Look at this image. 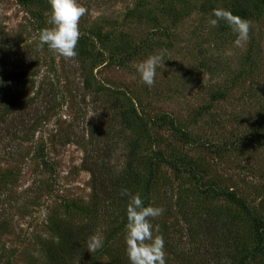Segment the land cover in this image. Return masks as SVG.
<instances>
[{
	"label": "rangeland",
	"instance_id": "obj_1",
	"mask_svg": "<svg viewBox=\"0 0 264 264\" xmlns=\"http://www.w3.org/2000/svg\"><path fill=\"white\" fill-rule=\"evenodd\" d=\"M77 3L65 58L37 47L48 0H0V264H129L126 172L163 210L149 220L166 264H264V0ZM218 8L248 22L246 42L210 23ZM161 50L146 86L136 65Z\"/></svg>",
	"mask_w": 264,
	"mask_h": 264
},
{
	"label": "clouds",
	"instance_id": "obj_2",
	"mask_svg": "<svg viewBox=\"0 0 264 264\" xmlns=\"http://www.w3.org/2000/svg\"><path fill=\"white\" fill-rule=\"evenodd\" d=\"M49 16L45 27L38 34V48L47 45L48 49L59 56L73 58L77 56V42L81 36L78 22L87 9L77 3V0H48ZM210 23L216 26L218 21H224L236 34L237 45L248 39L249 24L246 20L234 17L232 13L223 8L214 9ZM166 50L149 55L136 65V71L140 80L146 86H152L158 66H163ZM0 83H3L0 81ZM123 196H129L126 205V237L125 252L129 264H166L164 254V239L160 235H153V225L150 217L161 215L159 207L145 206L139 193L131 195L127 189L122 192ZM103 247V239L93 235L87 241L88 252H95Z\"/></svg>",
	"mask_w": 264,
	"mask_h": 264
},
{
	"label": "trees",
	"instance_id": "obj_3",
	"mask_svg": "<svg viewBox=\"0 0 264 264\" xmlns=\"http://www.w3.org/2000/svg\"><path fill=\"white\" fill-rule=\"evenodd\" d=\"M136 143L134 142L133 144V150H132V154L133 152L135 151V147H136ZM154 157L157 159L158 163L159 164H169L171 163L172 164V160H168L165 156H162L160 153L159 154H154ZM153 157V158H154ZM154 165V163H152ZM150 169V168H149ZM149 180H148V183L149 181H151V178H152V170L150 169L149 171ZM124 173L121 174L122 177H119V179H114V186H113V189H114V193L120 197L123 190L126 189L125 185H123L122 183H124L126 180H127V176L129 174V172H126L124 175ZM124 186V187H123ZM122 187V188H121ZM132 193L133 195H135L137 193V190L134 188L132 190ZM226 196H228L230 199L234 200L235 202L237 201V199L234 197V195L229 192V193H225ZM125 198V196H124ZM123 198V199H124ZM142 199V198H141ZM145 203V202H144ZM146 204V203H145ZM121 209H123V207L121 206ZM244 213H245V216L248 218V219H251V221L255 224V225H260V227L262 228L263 227V222L261 221V219H258L256 216H253L252 213L246 208V206H244ZM126 221V215L124 217V219ZM70 240V238H68V241ZM76 242L78 240L74 239ZM216 252V250H214ZM60 255H67L65 249L61 248L60 246V250L59 252ZM57 253H56V256H57ZM225 256V254L223 255ZM60 257V256H59ZM114 264H126L125 263V260L124 259H118Z\"/></svg>",
	"mask_w": 264,
	"mask_h": 264
}]
</instances>
